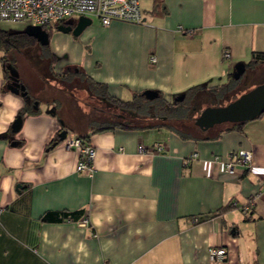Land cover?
Masks as SVG:
<instances>
[{
  "label": "crops",
  "instance_id": "0c3cea01",
  "mask_svg": "<svg viewBox=\"0 0 264 264\" xmlns=\"http://www.w3.org/2000/svg\"><path fill=\"white\" fill-rule=\"evenodd\" d=\"M140 4L142 24L93 20L77 36L57 29L77 21L44 27L55 56L51 65L57 59V72L76 68L67 82L102 83L121 100L155 90L173 101L192 87H198L195 96L220 94L238 64H264L250 65L254 54L264 53V0ZM5 52L0 45V264H264V114L240 130L197 128L202 133L188 139L166 127L96 131L91 117L72 108L62 123L58 100L46 93L48 77H38L31 93L11 73ZM21 84L39 108L22 117L15 134L11 126L26 99L11 87ZM63 129L89 136L97 150L92 174L77 171L79 152L63 141L49 147ZM14 140L20 143L13 146ZM159 141L164 152L138 149ZM240 149L253 153L251 168L237 165L230 172L214 160ZM193 153L197 160L187 164ZM47 212L52 219L44 220ZM213 246L226 249L224 261L211 259Z\"/></svg>",
  "mask_w": 264,
  "mask_h": 264
},
{
  "label": "rangeland",
  "instance_id": "374dc122",
  "mask_svg": "<svg viewBox=\"0 0 264 264\" xmlns=\"http://www.w3.org/2000/svg\"><path fill=\"white\" fill-rule=\"evenodd\" d=\"M78 18V15H74L67 18V20L78 22ZM93 20L96 22L98 21V18L93 17ZM31 24L33 23L30 20L17 22L3 21L0 22V30L7 31L9 33L21 31L25 32L27 26ZM56 24L57 23H52L51 25H47L46 28L49 29L54 27ZM12 39H14V37ZM45 53L46 52L43 51L40 45L36 44L32 46L30 44H24L19 49L12 47L7 50V52H5L7 58L5 63L9 64L11 73L19 75L26 81L30 92L33 94L35 93V86L33 83L37 82L38 77H48V80L45 81L50 83V89L49 91H46V93H54L53 98L58 100V106H54V108H56L58 113L63 117L60 118L61 122L63 119H65V121H69L67 112L68 114H72V109L78 114L82 113L80 115L83 119H89V117H91L94 125H104V121H114V119L116 120L120 114H126V118L128 117L130 119V117L127 115V112L121 111L112 104L107 103L105 98L92 89L91 86L88 85L83 79H76V82L79 83L75 85L74 83L67 82L70 81L72 77L64 78L66 80L64 82L59 81L57 76L54 74L56 71L55 63L57 62V59L56 61L52 62L51 65L50 62L52 61V55H47ZM12 56H15L16 58L11 59ZM81 81L85 82L86 84L82 83ZM235 82L236 86L233 91L226 90L220 94L217 92H207L197 96L194 95L191 99H186L185 103L188 105L189 115L192 118H197L206 107H219L227 105L231 101L235 100V97H239L252 88L263 84L264 64H261L258 67H249L242 75V78L238 80L236 79ZM38 96L41 99L43 98V104H49L44 100L43 93ZM67 107H69L68 111ZM69 135H74V132L69 130Z\"/></svg>",
  "mask_w": 264,
  "mask_h": 264
},
{
  "label": "built area",
  "instance_id": "2783aa9c",
  "mask_svg": "<svg viewBox=\"0 0 264 264\" xmlns=\"http://www.w3.org/2000/svg\"><path fill=\"white\" fill-rule=\"evenodd\" d=\"M78 15L87 16L93 19L98 18L103 26L110 25L113 21H123L130 23H145V14L141 7L140 0H0V22L3 21H26L30 20L33 25L46 27L52 23H58L67 18ZM184 34H192L191 30H182ZM230 54L225 52V57ZM151 62L155 63V56H151ZM64 145L69 149L79 152L77 163L78 172H94V160L97 150L88 141H84L80 136L69 135L63 140ZM166 144L162 141L155 142L152 146L140 144L138 149L144 154H154L164 152ZM197 153L188 157L189 161H195ZM215 162L224 164L225 168L235 171V166L239 165L251 168L253 153L250 150L240 149L229 154L227 160H222L220 156L215 157ZM233 206L237 203L233 202ZM249 207L244 208L248 210ZM89 220L84 218L82 226L88 225ZM227 251L224 247L213 246L210 248L212 260L224 261Z\"/></svg>",
  "mask_w": 264,
  "mask_h": 264
},
{
  "label": "trees",
  "instance_id": "16d2710c",
  "mask_svg": "<svg viewBox=\"0 0 264 264\" xmlns=\"http://www.w3.org/2000/svg\"><path fill=\"white\" fill-rule=\"evenodd\" d=\"M162 3L158 2L157 7L159 8ZM163 14L166 12L164 6L162 7ZM154 9V10H156ZM157 12V11H156ZM49 35H50V31ZM14 37V39H12ZM37 40L26 34L25 32H15L9 33L7 31L0 30V45L6 50H9L12 47L17 49L21 48L24 44L33 45ZM12 45V46H10ZM50 45H45L44 48L52 55V58L55 59L54 54L50 51ZM264 61V53H256L252 56V60L250 65H253L258 62ZM75 69H64V71L60 73L54 72V74L61 78H71L76 72ZM81 74V77L86 76L84 73ZM236 80L232 79L228 85H224L221 89L222 93L226 90H232L235 87ZM91 88L96 92L101 94L105 101L113 106L117 107L121 111L127 112L126 114L119 115L116 120L104 121V125H95L96 131H104L108 129L121 128L126 130H134V129H154V128H162L166 127L174 130L180 137L184 139L188 138H196L197 135H200L202 131L197 128L195 125V119L189 115L188 105L185 103L186 99H191L198 91V87H192L186 93V98L179 101H168L164 98L163 95L159 94L156 99L150 100L145 95L144 92L134 94L133 98L130 100H121L112 96L105 84L91 82ZM238 97V96H237ZM235 97V99L237 98ZM26 99V106L23 108L22 112L19 116H24L26 113H37V109H34L35 99H33L30 95L24 96ZM264 114V113H263ZM261 114L260 116H262ZM258 116V117H260ZM257 117V118H258ZM110 118V117H109ZM103 121V120H102ZM246 122L239 123H224L220 125H216L218 127H222V131H232V130H240L242 129L243 124ZM215 126V127H216ZM198 133V134H197ZM59 135V134H58ZM84 141H88L89 136H80ZM207 139V138H206ZM211 139V138H209ZM58 143V136L54 138V140L50 143L49 147H53L55 143ZM233 205L231 203L222 207L221 210H227ZM220 210V211H221ZM247 212V211H246ZM245 212V213H246ZM53 212H47L44 216V220L52 219ZM63 217L70 218V215L64 214ZM63 217L61 219H63Z\"/></svg>",
  "mask_w": 264,
  "mask_h": 264
},
{
  "label": "water",
  "instance_id": "95a60500",
  "mask_svg": "<svg viewBox=\"0 0 264 264\" xmlns=\"http://www.w3.org/2000/svg\"><path fill=\"white\" fill-rule=\"evenodd\" d=\"M93 22V19L87 16H80L78 23L75 26L72 25H59L58 30L64 33H72L77 36L83 32V30ZM25 33L29 36L34 37L41 45L50 44V35L43 26L39 25H28L25 29ZM247 67L244 62L238 64L235 68L233 77L234 79H240L245 73ZM15 81H19L18 78L14 77ZM13 91L24 96H29V93L24 84L19 87H11ZM144 95L150 99H156L159 94L155 90H146ZM185 94H182L175 98L174 101H183ZM34 106L38 108L39 102L35 101ZM264 113V83L260 84L251 90L243 93L235 100L231 101L227 105L219 107H206L201 114L195 119V125L201 130L207 131L216 125L224 123H239L253 120ZM23 118L18 116L13 122L11 129L13 133L18 132L22 127ZM68 136V130L63 129L59 135L58 140L63 141ZM20 141H12L13 146H17ZM57 142L55 143V145ZM18 187H21L19 185Z\"/></svg>",
  "mask_w": 264,
  "mask_h": 264
},
{
  "label": "flooded vegetation",
  "instance_id": "af4514ba",
  "mask_svg": "<svg viewBox=\"0 0 264 264\" xmlns=\"http://www.w3.org/2000/svg\"><path fill=\"white\" fill-rule=\"evenodd\" d=\"M35 44H37V42L36 43H33V45H35ZM41 47H42L43 51L46 52L45 54L49 55L48 52H47V50L44 48V46H41ZM62 71H64V70H61L60 72H62ZM55 72L56 73H60V72H57V71H55ZM20 82H21V79H20Z\"/></svg>",
  "mask_w": 264,
  "mask_h": 264
}]
</instances>
